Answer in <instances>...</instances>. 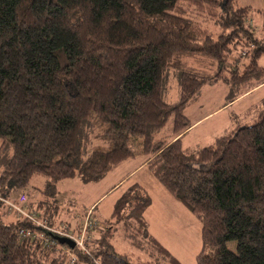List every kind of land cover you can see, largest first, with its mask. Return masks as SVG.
Masks as SVG:
<instances>
[{
	"label": "trees",
	"instance_id": "obj_1",
	"mask_svg": "<svg viewBox=\"0 0 264 264\" xmlns=\"http://www.w3.org/2000/svg\"><path fill=\"white\" fill-rule=\"evenodd\" d=\"M254 22L239 0H0V140L13 148L0 191L8 195L35 175L99 181L133 158L131 144L143 137L149 170L201 222L197 264H231L233 240L235 264H264V98L213 144L181 143L191 127L183 109L204 84H227L230 103L264 83V38ZM187 54L210 58L214 71L181 70L179 99L168 102L170 67ZM170 116L171 136L156 137ZM97 129L102 146L90 149ZM150 204L143 187L131 185L110 219H97L88 254L64 244L73 264H135L113 245L117 229L127 230L126 209L166 258L140 264H182L151 235ZM21 228L35 229L0 220V264H72Z\"/></svg>",
	"mask_w": 264,
	"mask_h": 264
},
{
	"label": "rangeland",
	"instance_id": "obj_2",
	"mask_svg": "<svg viewBox=\"0 0 264 264\" xmlns=\"http://www.w3.org/2000/svg\"><path fill=\"white\" fill-rule=\"evenodd\" d=\"M239 4L250 7V18L255 21L252 29L259 39H263L264 14L259 12H264V0H239ZM207 26L214 32L218 29L217 25L211 22ZM176 60H178L177 65L173 66L172 63L166 79L165 94L168 95L166 99L168 102H175L179 99L181 70L195 71L202 73V75H212L214 71L211 59L202 55L187 54L176 58ZM229 91V86L223 82L206 83L202 86L199 94L185 106L183 113L190 120L191 127L195 122H199L192 128L190 127L189 133L181 139L183 147L199 149L208 146L215 137L224 133L229 127H234L236 118L241 114H246L253 104L257 105V102L264 97V88H262L243 96L239 100L228 103L226 96ZM248 108L249 110L246 111ZM173 123L174 116H170L165 126L157 132L156 137H170L173 132ZM99 132L100 129H97L91 135L90 149L102 146ZM142 142L143 137L134 139L131 144L135 153L134 157L121 163L116 170H112L99 181L88 182L78 176L55 181L50 176L35 175L25 187L12 189L8 195L0 191V220L6 222L17 219L25 220L18 217L16 213H10L8 206L3 201L4 198L13 203H18L23 195L26 196L28 207L38 216L44 218L47 226L50 227L66 223L72 228L73 222L77 225L83 222L89 212H91L92 217L98 220H108L116 201L129 189L131 183H143L145 181L147 183L145 193L151 198V204L144 218L146 217L151 235L182 264H197V256L203 251L201 223L181 204L179 205L181 211L174 208L171 201L166 199L168 197L163 196L162 191L160 192L152 186L151 181L155 177L149 176L143 171L132 178L131 183L120 188L121 183L115 189L110 190L118 179L121 180L131 168L147 156L142 149ZM12 155V146L6 144L2 147L0 140V176ZM163 188L165 189V187ZM94 203L96 204L90 210ZM125 211L123 216L124 218L127 216V219L123 223H125L124 226L127 230L125 232V228L122 226L117 229L113 239L115 250L120 254L129 255L132 258V263L135 264L147 261L156 262L160 259L165 261L166 258L160 256L161 252L151 245L148 238V240L145 238L142 223L133 217H128L131 213L130 209ZM55 212L59 218L66 221L55 222L53 219ZM127 234L133 237H128ZM134 237L136 238L135 243H144L142 248H138L134 244ZM228 249L231 255V264H235L239 251L238 240L230 241ZM156 254L158 255L156 256Z\"/></svg>",
	"mask_w": 264,
	"mask_h": 264
},
{
	"label": "built area",
	"instance_id": "obj_3",
	"mask_svg": "<svg viewBox=\"0 0 264 264\" xmlns=\"http://www.w3.org/2000/svg\"><path fill=\"white\" fill-rule=\"evenodd\" d=\"M3 201L8 206V211H10V213H16L18 217L25 219L35 227V229L21 228L19 230V234L22 237L33 241H39L45 247H48L51 250H59L61 252L63 251L69 256L70 262L72 264L76 262V256L72 253L71 249L58 241V237H67L72 239L75 242V247L78 248V250L88 254L89 251L86 241L89 238L91 232H97L98 228L102 226V224L97 219L92 217L91 212H89L77 229L71 228L66 223H60L56 226L50 227L47 226L44 218L38 216L36 212L32 211L28 207L25 195L21 196L18 203H13L4 198ZM94 264H99V262L94 261Z\"/></svg>",
	"mask_w": 264,
	"mask_h": 264
},
{
	"label": "crops",
	"instance_id": "obj_4",
	"mask_svg": "<svg viewBox=\"0 0 264 264\" xmlns=\"http://www.w3.org/2000/svg\"><path fill=\"white\" fill-rule=\"evenodd\" d=\"M261 64L264 66V58H262L261 59ZM218 83V82H217ZM262 88H264V83L262 84V85H260V86H258V87H256V88H253V89H250V90H247V91H245V92H243V93H241L234 101H236V100H239L240 98H242L243 96H246L247 94H249V93H253V92H256V91H258L259 89H262ZM226 98H227V96H226ZM264 98V97H263ZM262 98V99H263ZM261 99V100H262ZM260 100V101H261ZM234 101H232V102H234ZM259 101V102H260ZM232 102H230V103H232ZM259 102H257V103H259ZM256 103V104H257ZM227 104V103H226ZM254 105V104H253ZM252 105V106H253ZM251 106V107H252ZM250 107V108H251ZM219 110V109H218ZM218 110H216V111H218ZM249 110V108L246 110V111H248ZM243 115L244 114H241L240 116H238V118H241V117H243ZM197 122H199V121H197ZM197 122H195L193 125H192V127L193 126H195L196 125V123ZM239 122V120L238 121H236V124H235V126L233 127V126H231V127H229L228 128V130H226L224 133H222L221 135H218L217 137H220V136H223V135H226V134H228L232 129H234L235 127H236V125H237V123ZM191 127V128H192ZM189 131H190V129H188ZM188 130L187 131H185L184 133H183V135H182V138H183V136L185 135V134H187V133H189L188 132ZM217 137H215V139L217 138ZM215 139H214V141H215ZM214 141L211 143V144H213L214 143ZM211 144H209V145H211ZM187 148V147H186ZM188 148H193V147H188ZM128 161V160H127ZM147 162H148V156H146L139 164H137L135 167H133V168H131L127 173H126V175L125 176H123L122 177V179L120 180V179H118V181L115 183V185L112 187V189H110V190H113V189H115L116 187H118L119 185H121V183H122V185L120 186V188L121 187H123V186H125V185H127V184H129V183H131V180H132V178H134V177H136L139 173H141V172H143V171H145L149 176H153V177H155L153 174H152V172L149 170V168H148V166H147ZM118 167H116L115 169H113V170H116ZM111 172V171H110ZM137 184H139L141 187H143V189L145 190V185H147V183L145 182V181H143V183H140V182H136ZM151 183H152V186L153 187H155L158 191H162L161 193H164L163 194V196L165 195V196H167L168 198H166V199H168L169 201H171V205H173V207L174 208H176L177 210H179V211H181V208H180V202H178L177 200H175V198L168 192V190L166 189H164L163 188V186L159 183V181L157 180V178L155 177V179L154 178H152V181H151ZM133 184H135V183H133ZM132 183H131V185H133ZM162 199V198H161ZM96 203H94L92 206H91V208H90V210H92V208H93V206L95 205ZM182 205V204H181ZM183 206V205H182ZM148 208H150V207H148ZM148 208L146 209V211H145V213H144V216L147 214V211H148ZM191 213V212H190ZM192 214V213H191ZM193 215V214H192ZM194 216V215H193ZM195 217V216H194ZM196 218V217H195ZM54 220H55V222H60L61 220H64V219H61V218H59L57 215H56V212H55V216H54V218H53ZM197 219V218H196ZM198 220V219H197ZM64 221H66V220H64ZM79 221V220H78ZM145 221H146V223H148L147 222V220H146V217H145ZM199 221V220H198ZM200 222V221H199ZM201 223V222H200ZM79 225H81L80 223L77 225V223H75V222H73L72 223V228H75V227H77V226H79ZM147 226H148V224H147ZM148 229H149V227H148ZM149 231H150V229H149ZM201 231H202V225H201ZM151 233V232H150ZM201 240H202V238H201Z\"/></svg>",
	"mask_w": 264,
	"mask_h": 264
},
{
	"label": "water",
	"instance_id": "obj_5",
	"mask_svg": "<svg viewBox=\"0 0 264 264\" xmlns=\"http://www.w3.org/2000/svg\"><path fill=\"white\" fill-rule=\"evenodd\" d=\"M58 241L61 244H66L70 248H74L75 247V242L72 239H69L67 237H58Z\"/></svg>",
	"mask_w": 264,
	"mask_h": 264
}]
</instances>
